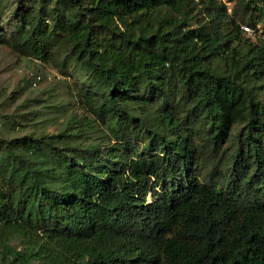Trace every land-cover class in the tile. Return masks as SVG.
<instances>
[{"label": "trees", "instance_id": "1", "mask_svg": "<svg viewBox=\"0 0 264 264\" xmlns=\"http://www.w3.org/2000/svg\"><path fill=\"white\" fill-rule=\"evenodd\" d=\"M194 3L11 10L5 25L30 57L80 64L78 97L104 140L3 143L0 264H264V31L253 43L242 29L258 34L264 0H204L196 24Z\"/></svg>", "mask_w": 264, "mask_h": 264}, {"label": "rangeland", "instance_id": "2", "mask_svg": "<svg viewBox=\"0 0 264 264\" xmlns=\"http://www.w3.org/2000/svg\"><path fill=\"white\" fill-rule=\"evenodd\" d=\"M203 1L195 0L193 24L200 18V4ZM19 2L20 0H3L4 18L0 17L4 24L0 27L9 32V43L0 45V147L4 142L26 136L40 138L79 132H83L80 137L83 145L101 144L104 140L103 127L94 124L89 127L93 117L78 97L79 90L88 81L80 64L72 61L66 72L62 67L67 54L65 52L56 61L34 60L16 41L14 27L5 25L6 18ZM227 5L231 7L230 4ZM258 30L257 35L245 34L244 38L256 43L258 36L263 34L264 26L260 25ZM35 79L37 86L34 87ZM259 99L264 103V92L259 95ZM239 130V127L236 128L235 134ZM6 243L19 251L27 249L26 241L19 237L10 238Z\"/></svg>", "mask_w": 264, "mask_h": 264}, {"label": "built area", "instance_id": "3", "mask_svg": "<svg viewBox=\"0 0 264 264\" xmlns=\"http://www.w3.org/2000/svg\"><path fill=\"white\" fill-rule=\"evenodd\" d=\"M242 29L245 31L246 34H252L253 30L249 27V26H242ZM37 82L34 83V85L36 86Z\"/></svg>", "mask_w": 264, "mask_h": 264}]
</instances>
